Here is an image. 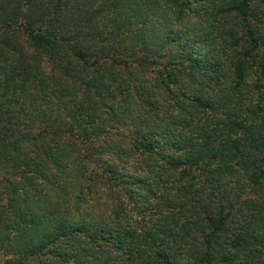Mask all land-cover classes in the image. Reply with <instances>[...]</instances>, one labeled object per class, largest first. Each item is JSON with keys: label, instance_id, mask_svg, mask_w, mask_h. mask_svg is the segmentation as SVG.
I'll return each instance as SVG.
<instances>
[{"label": "trees", "instance_id": "trees-1", "mask_svg": "<svg viewBox=\"0 0 264 264\" xmlns=\"http://www.w3.org/2000/svg\"><path fill=\"white\" fill-rule=\"evenodd\" d=\"M262 31L264 0H0V264H264Z\"/></svg>", "mask_w": 264, "mask_h": 264}, {"label": "rangeland", "instance_id": "rangeland-1", "mask_svg": "<svg viewBox=\"0 0 264 264\" xmlns=\"http://www.w3.org/2000/svg\"><path fill=\"white\" fill-rule=\"evenodd\" d=\"M261 0H253V4H259ZM180 21V20H179ZM177 19H173V25H175V28L177 31H179L180 33H183V36H194V35H199L200 37H205L206 32L204 31V29L198 30V28H193L189 25V23L187 22V19L184 22H180ZM197 30L194 33V30ZM263 34V40H262V45L264 48V31H262ZM185 38V37H184ZM185 40H188L187 38H185ZM192 47H197L198 43L194 42V41H189ZM136 167H140V166H136Z\"/></svg>", "mask_w": 264, "mask_h": 264}]
</instances>
